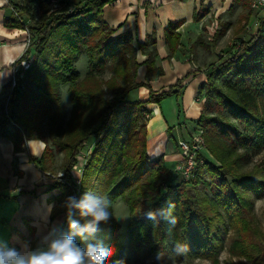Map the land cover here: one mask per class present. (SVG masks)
<instances>
[{"label":"trees","instance_id":"obj_1","mask_svg":"<svg viewBox=\"0 0 264 264\" xmlns=\"http://www.w3.org/2000/svg\"><path fill=\"white\" fill-rule=\"evenodd\" d=\"M115 1L68 0L57 7L44 0L8 4L19 18L12 14L4 26L20 30L28 23L25 54L34 57L16 86L9 91V82L0 93V136L13 144L15 153L23 151L26 141H42L41 156L28 159L41 171L50 169L54 153L63 156L62 177L50 187L66 197L65 211L73 210L66 215L63 237L71 235L85 251L88 245L110 248L113 254L105 264L120 262L125 252L113 215L118 200L128 209L129 249L134 258L146 254L164 261L172 254L177 261L189 258L218 264L222 232H231L230 255L250 264H264V235L252 213V200L264 198V167L246 169L264 152V17L256 19L254 34L240 41L231 54L222 53L209 67L206 82L197 90L204 103L196 128L204 131L206 151L220 166L202 153L195 159L191 179L179 176L180 181L163 189L160 183H166L171 172L162 159L147 156L143 113L150 104L171 97L178 100L184 79L166 91L151 90L152 77L163 76L156 65L155 39L149 37L136 45L128 33L111 39L114 30L103 21L102 9ZM245 1L244 6L249 7L250 0ZM203 15L195 13L193 22ZM250 16L251 11L246 19ZM181 24L164 29L170 54L180 45L176 30ZM138 52L146 57L142 63ZM81 54L88 64L83 77L74 68ZM141 66L146 67L145 81L137 83ZM106 71L110 77L103 81L100 76ZM62 87H67L69 113L61 101ZM139 88L148 91V99L126 103L127 94ZM90 137L95 144L77 185L71 171ZM86 195L101 200L108 197L106 222L89 227L91 218L81 217L79 209L70 206L69 198L79 203ZM55 215L52 210L50 218ZM72 223L75 229L70 227ZM27 228L23 240L33 254L35 230Z\"/></svg>","mask_w":264,"mask_h":264},{"label":"crops","instance_id":"obj_2","mask_svg":"<svg viewBox=\"0 0 264 264\" xmlns=\"http://www.w3.org/2000/svg\"><path fill=\"white\" fill-rule=\"evenodd\" d=\"M213 2L215 0L210 3L207 0H116L102 9L103 21L114 30L111 39L125 33L132 36L134 45L144 43L149 37L155 39L156 65L162 69L163 76H153L149 82L154 93L166 91L177 80L184 79L179 97L180 112L183 114L180 124L174 121L165 123L158 115L157 106L148 105L152 106L155 114L151 115L150 123L147 125V152L150 158L161 157L164 165L169 156L176 155L175 143L187 139L195 130L196 125L186 126L185 123L189 121L191 124L192 122L197 124L204 103L197 96L198 87L206 82L205 74L209 67L219 61L207 43L202 41L204 33L200 29L201 22H193V15L199 13L201 9L208 11L204 19L215 16L217 20L233 6V0L212 7ZM9 3L19 4V0H0V93L9 83L14 65L22 59L29 45L27 22H24L25 28L20 30L4 26L5 19L13 14ZM177 22H182L176 30L180 35V45L176 52L170 54L164 39V29L169 24ZM206 28L210 30L208 36L220 39L215 32L214 23L213 26ZM256 29L257 26L253 28L254 33ZM29 56L32 59L34 57L32 53ZM137 59L142 63L146 57L138 52ZM86 72L80 74L81 77ZM145 75L146 67H139L136 82H144ZM62 89L67 92V87H62L61 93ZM131 94H134L133 101L126 102L148 99V91L145 88L133 90ZM64 106L69 113L71 104ZM29 141L34 143L30 145ZM29 141H26L22 152L15 153L13 144L0 136V230H5L6 237V230L9 229L11 234L8 241L11 238L13 240L19 238L21 243L28 235L27 225L32 227L35 230L34 253H37L48 250L50 244L55 241L56 232L65 222L67 211L66 197L60 195L59 190L50 188L54 181L47 175L53 174L41 171L37 164H32L28 160L32 156L40 157L45 144L42 141ZM58 155L62 160L63 156ZM58 174L62 175L61 171ZM52 210L56 214L53 219L50 218ZM17 249L16 246L15 250Z\"/></svg>","mask_w":264,"mask_h":264},{"label":"rangeland","instance_id":"obj_3","mask_svg":"<svg viewBox=\"0 0 264 264\" xmlns=\"http://www.w3.org/2000/svg\"><path fill=\"white\" fill-rule=\"evenodd\" d=\"M20 1L21 0H19V4L22 2V1L21 2ZM207 1H208V3H210L213 0H207ZM224 1H225V4H227L228 0H215V2L211 3V5H213L212 7H214L217 4L224 3ZM238 1L239 2L233 1L232 2L233 6L231 7V9L228 10L226 12V14L220 15L217 18V20H215L216 19L215 16L213 18L209 17V18L204 19L205 14H207L208 11H207V9L206 10H203V9L200 10V14L204 13L202 19L200 20V22H201L200 23V29L203 30V33H204V36H203L204 39H202V41L207 43L206 45H208V48L212 49L213 53L217 55L216 57L218 59L222 56V53H224L225 55L231 54L232 51L234 50V48L237 47V45L239 44L240 41H246L252 33L254 34L253 28L258 25L257 24L258 21H256V19L264 17V9L255 10V9L251 8V4H252L253 0H250V2H249L250 6L249 7L244 6V2H242L241 0H238ZM249 11H251V16L248 20V18L246 19V17L248 15ZM215 21H217V23ZM213 23L215 26V32L217 33V36H220L219 40H217L218 37H216V36L215 37L208 36V33L210 30L207 29L206 27L207 26H209V27L213 26ZM201 36H202V34H201ZM223 36H224V38H223ZM209 39H211V41ZM74 68L81 75H83L88 70L87 58L85 55H80L78 57L77 62L74 64ZM206 75L207 74H205V76ZM109 77H110V74L108 71L104 72L100 76V78L103 81L107 80ZM179 89L180 90L182 89L181 84H180ZM9 91L7 90V93ZM107 98H109V95H107ZM133 98H134V94H131V92H129L126 96L125 101L131 102V101H133L132 100ZM61 101H62L63 105H67L70 103L67 92H66V90H63V89H62V93H61ZM129 102H126V103H129ZM156 106L158 108L157 109L158 115H160L161 118H163L165 123H167L169 121H171V122L174 121L176 124H180L182 122V120H183L182 115L183 114L180 112L179 99L176 100L174 97L167 98ZM151 107L146 106V110L143 113V120L142 121H145L147 123V125L150 123L151 115L155 114L153 112V110L151 109ZM118 120H119L120 124L123 122V118H122V115L120 112H118ZM230 121H232V120H230ZM185 124H186V126H188V125L189 126H192V125L195 126L196 125L195 122H192V124H191L189 121H186ZM191 131H193V130H191ZM194 132H195V130L191 134H193ZM188 138H189V136H188ZM205 143H206V141H205ZM94 144H95L94 139L92 137H90L88 139L86 145H85V148L79 152V156L76 158L77 164L73 168V170L71 171V175H72L73 179L75 177H79V176L81 178L82 169L84 167L86 160L89 158L90 153L93 150ZM176 151H177V147H176ZM204 155L206 156V158L210 162L214 163L216 166H220L210 156L208 151H205ZM147 156L150 158L148 152H147ZM150 159L151 160H159V159H161V157L158 159H153V158H150ZM61 162H62L61 157L54 153L53 164L51 165L50 169L47 170L51 174H53V175L48 176L50 178V180L53 181L56 178L62 177L61 174H58L61 171ZM165 164L166 165H164V166L168 170H170L171 174H170L166 183L165 182L160 183V186L163 187V189H165L169 183L174 184V183L180 181L179 175L174 172V168L176 166V155L169 156L167 158V160L165 161ZM253 165H259V166L264 167V152L261 153L259 156L255 157L253 160V164L249 165L246 169H250ZM77 169L80 170V173H78ZM53 176L56 178L53 179L52 178ZM252 201H253V209H252L253 212L252 213L254 215V219L257 223L259 230L264 235V198L258 199V200L253 199ZM72 212H73V210H69V211H67V214L70 215V214H72ZM113 215H114L115 221L120 226V228L118 230V233L120 235L119 242L125 248V252L122 254V256L120 258V264H212L210 261H207V260H198V259L194 260V259H189V258H184L181 261H177V260H175V258L172 259V254H167L166 259L164 261L160 260L156 256H150V255H146V254L142 255L139 258H134L132 256L130 249H129L128 209H127L126 204L122 200H118L114 204ZM6 231H7V235H6V237H4L5 230L4 231L0 230V246L2 247V249L3 250L15 249V247L17 246L18 249L16 251L18 253H20L21 256H23L25 258L30 256L31 255V246L29 247V245L25 244L24 240H22V242L20 243L19 238H14V240H13V238H11V240L8 241V239H9L8 236L11 234V232L9 229ZM222 233H223V249L221 250V252L219 253V255L217 257L218 264H250V263L244 261L243 259H239V258L234 257V256L229 254L228 247H229L230 242H231L232 233L231 232H228V233L222 232ZM42 251H47V250H41L40 252H42Z\"/></svg>","mask_w":264,"mask_h":264},{"label":"clouds","instance_id":"obj_4","mask_svg":"<svg viewBox=\"0 0 264 264\" xmlns=\"http://www.w3.org/2000/svg\"><path fill=\"white\" fill-rule=\"evenodd\" d=\"M34 141H29L33 144ZM70 206L80 211L81 217L91 218L92 225H98L109 219L110 213L106 210L108 197L103 200L92 198L86 195L79 203H75L69 198ZM72 229L76 228V224L70 225ZM112 250L102 246L88 245L87 250L81 249L71 235L64 236L61 239L53 241L47 251L33 253L28 257H23L15 249L0 251V264H105L110 262ZM120 264V262H116Z\"/></svg>","mask_w":264,"mask_h":264},{"label":"built area","instance_id":"obj_5","mask_svg":"<svg viewBox=\"0 0 264 264\" xmlns=\"http://www.w3.org/2000/svg\"><path fill=\"white\" fill-rule=\"evenodd\" d=\"M53 7L62 6L68 0H44ZM251 8L255 10L264 9V0H253ZM72 8L69 10L71 11ZM14 16L19 18V16L12 11ZM29 43V41H28ZM26 55V54H24ZM23 60L16 63L13 67L12 77L10 79V91L16 86V82L22 79L26 72H28L32 66V58L29 55ZM177 153H176V166L174 172L178 174L183 180H189L193 177L196 162L195 159L198 155L206 151V143L204 138V131L201 128H196L195 132L189 135L187 139H181L177 141ZM78 173L80 170L77 169ZM50 175H47V177ZM55 179L56 177H52ZM75 183L80 184V176L75 177ZM67 223L64 222L61 228L56 232L55 240L63 238V231L66 228Z\"/></svg>","mask_w":264,"mask_h":264}]
</instances>
